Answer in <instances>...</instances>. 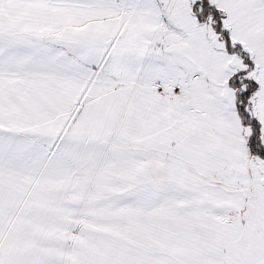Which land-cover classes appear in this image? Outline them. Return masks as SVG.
<instances>
[{"label": "snow or ice", "instance_id": "1", "mask_svg": "<svg viewBox=\"0 0 264 264\" xmlns=\"http://www.w3.org/2000/svg\"><path fill=\"white\" fill-rule=\"evenodd\" d=\"M0 264H264V0H0Z\"/></svg>", "mask_w": 264, "mask_h": 264}]
</instances>
